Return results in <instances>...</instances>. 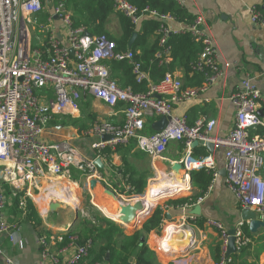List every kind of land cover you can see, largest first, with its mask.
I'll list each match as a JSON object with an SVG mask.
<instances>
[{
	"label": "built area",
	"instance_id": "1",
	"mask_svg": "<svg viewBox=\"0 0 264 264\" xmlns=\"http://www.w3.org/2000/svg\"><path fill=\"white\" fill-rule=\"evenodd\" d=\"M48 1L0 0V237L6 235L18 248L25 245L24 238L16 237L19 225L9 223L5 214L8 203L5 185L13 198L22 193L18 205L24 210L26 198L37 203L35 195L42 192L43 183L50 185L59 178L72 181V168L100 178L95 159L102 158L106 148L113 152L131 140L152 158L160 157L170 141H183L189 152L193 139L212 142L214 149L222 150L225 184L237 203L241 209L253 210L256 218L264 221V94L252 78L244 77L229 96L235 109L234 123L225 135L213 134L214 119L203 118L189 124L185 115L174 112L175 103L197 97L223 76L216 48L204 27V17L196 14L190 23L172 27L169 22L174 19L170 15H158L148 7L139 10L128 0H113L114 10L135 27L147 18L161 21L157 29L159 49L155 53L160 63L170 60L167 45L170 33H190L203 43L193 69L204 72L206 78L200 86L184 87L181 78L172 72H166L157 82L152 81L130 47L117 50L115 41L106 34L94 35L83 25L74 26L64 0H57L49 9L46 22L41 23L39 15ZM54 20L62 27L60 34L53 26ZM250 20L264 27V9L251 7ZM34 30L44 34L42 38L36 37L39 46L45 45L44 51L32 45ZM109 60L126 61L138 82L146 80V91L134 92L130 87H121L111 77L106 64ZM85 95L109 107L119 105L123 113L121 123L96 119L86 129L85 134L94 138L90 142L94 156L90 159L69 140H49L43 136L54 119L78 117ZM161 116L167 117L164 128L145 133L146 121H157ZM104 134L112 137L101 140ZM182 160L186 177L190 170L200 167L211 170L214 177L218 175L214 153L191 161L186 156ZM205 223L219 232L217 264L229 263L228 229L215 219ZM244 223L240 220L233 227L236 249L249 241L243 231ZM38 244L40 264H84L92 240H80L73 233L66 240L62 234L41 235ZM5 260L12 262L9 257Z\"/></svg>",
	"mask_w": 264,
	"mask_h": 264
},
{
	"label": "crops",
	"instance_id": "2",
	"mask_svg": "<svg viewBox=\"0 0 264 264\" xmlns=\"http://www.w3.org/2000/svg\"><path fill=\"white\" fill-rule=\"evenodd\" d=\"M179 2L191 15L195 16L196 14H201L204 17V27L206 33L212 39L213 45L216 48L217 60L223 71V76L219 78L216 82H214L211 86H209L205 92L199 94L197 97H191L188 99H184L178 103H175L174 112L176 114L185 115L187 121L191 124L203 118L214 119L216 121V124L213 130V134L220 136L225 135L232 128L234 123L235 109L229 100V96L240 84L241 80L244 77L252 78L259 91L264 94V27L259 24L253 23L250 20V8L255 6L257 8L264 9V0H180ZM49 9L51 8H48L44 12H48ZM184 23L185 22L173 20L169 22V25L172 27H178L183 25ZM53 26L55 30L60 34L62 30L60 23L57 20H54ZM111 73L113 72L111 71ZM173 73L181 78L184 87H190L195 85L194 81L196 80L197 74L188 73L186 75L180 68L175 69ZM80 105L81 110L83 111L84 108H86V110L89 111L88 114H90V117L92 118L91 122L88 124V128L96 119H106L114 123H121L123 120L122 109L119 105L116 107H109L102 101L90 96H84L81 100ZM56 120L58 121L57 124H49L45 128L43 136L46 139H65L68 137L67 135H70L69 131L71 130V128H74L73 125L67 123L69 117L56 118ZM149 120L152 119H148L147 121ZM147 121L146 123H148ZM59 125H61V127ZM66 125H69V127H64ZM48 127H54V130L47 131ZM148 131L149 126L148 124H145L144 132L151 133ZM93 139L94 138L92 137L91 141ZM179 142L180 141H176L173 144L178 145ZM86 152L91 158L94 156L93 150L90 147L89 149H87ZM174 153L180 155V158L178 160H182L186 156H188V159L191 161L199 156L196 154H191V149L189 152L187 151V147H185L183 150H178L176 148L174 150ZM208 153L211 152L207 151V154ZM115 155L116 151H113L111 153L112 162H114L115 160ZM142 155L146 156L147 154L143 152ZM100 159L103 166L102 169H106L107 171V167L109 168V166L106 164L103 158ZM214 159L218 175L213 178L211 185L209 186L208 190L203 194V196H199L200 189L195 186H192L191 194L186 196L197 197L196 202L194 204H175L168 206L164 205L165 207H163V212L160 214L164 216L163 219H161V224H159L158 227H161L163 224L166 223V225L161 229L163 233L165 228L170 224L176 225L175 234L181 229L194 231L195 245L191 246L187 251L181 253H172L169 250L165 251L164 247L170 246L168 244V241L165 240V234L162 236H158L157 234H155V230H157L158 228H154L153 231L151 230V233L148 236V241L146 240V244L149 248H154V246H156L158 250H162V254L164 255L163 257L162 255L160 256L158 253H155L157 261L156 264H217L214 257L216 255L215 248L219 239V232L214 227L208 226L205 222L200 228L194 222V219L196 217L190 215L188 212L190 209L193 208L195 204H197V200L199 199L200 201L198 204L201 207V212L199 216L204 217L206 220H218L227 229L234 227L236 223L241 220V207L239 209L234 194L226 186L224 176H221L219 174V171L224 169V159L222 150L214 152ZM155 162H158L157 164H159V161H157L156 158L151 157L149 166L156 169ZM165 177H168L175 182L173 176H164V178ZM158 180L159 178L155 179V182L153 184H150V188L148 184L147 190L144 195H134V199L132 198L133 200L130 202L132 205H134L132 209H134L135 207H142L144 209V213L139 216L136 214V208L134 209L135 213L133 214L134 218L132 219V221L135 219L136 225L138 226L144 219H146V217H149L151 215L155 204L158 203L156 201L161 200H154L155 197L167 195L173 197L175 195H179L180 191H182L181 188H179L178 190L174 189L176 187L175 185H173L174 183H169L170 185L168 184L167 190H165L166 194H164L159 191V189H157ZM59 181L60 180L52 181L50 185L56 188L54 184L58 183ZM109 181L113 184L115 182L114 180L111 181V179H109ZM97 184L98 189L95 186L93 194V203L95 205V201L98 202L108 200V195L101 194L99 190V185L105 184L103 183V179H98ZM107 186L111 189V191H114L115 193V190L112 188V186ZM74 193L75 195L70 192V194L73 195L71 199L78 198V191H74ZM40 195L38 198L43 200L42 196ZM75 196H77V198ZM110 196L113 199V195L111 194ZM7 197L8 203L6 204L4 209L5 214L9 223H17V225H19V231L16 233V237L24 238L25 245L23 248H18L16 245H13L8 240L6 235H1L0 245L2 248V255L0 256V264H40V247L38 244V238L39 236H41V234L44 233V227L50 231L49 237H51L57 234H61V232L70 229L75 224L76 219L72 221L71 216L73 217V215L68 214L67 217L59 220L55 224H52L47 220V214L49 211H47L46 208L43 209L39 206L40 211H38L37 208L36 210L40 215L42 224L36 225L33 220H28L24 213L17 217L13 212L12 202L9 199V196ZM48 198V195H46L45 201H47ZM36 200L38 202V205H40V200ZM68 200L69 197L67 196L66 202L69 203ZM226 200L228 202L234 200V205L237 209V211L235 210V215L233 216L230 222H228L227 220L223 221L218 211V202L224 204ZM151 205H154V207H149ZM113 206L115 205H112L111 215L104 213L100 208L99 210L111 219L115 220L120 218L124 220V216L128 211H125L126 213H121L119 211L120 207L119 209L117 208L116 210H114ZM61 209H63V207ZM61 209H58L56 212H59ZM168 213L170 217L167 216ZM43 214H45L46 216H43ZM51 225H53V227H50ZM123 227L131 228L132 226L130 224L128 225V227ZM142 227L137 229L147 234L148 232H145ZM260 229H258L255 234L259 233ZM133 232L134 231H132V233ZM125 233L131 234V232ZM255 234L254 237L256 238ZM259 238H256V243L252 242V251L255 249V247H257V245L261 247L264 245V243H261L259 241ZM150 242H152L153 245ZM57 244L59 245V243ZM178 245L176 244L175 246ZM5 257H9L12 262L7 263ZM254 258L251 259V257H249L248 262H251L252 260L256 259ZM255 261L257 264H264V250L259 254L258 259Z\"/></svg>",
	"mask_w": 264,
	"mask_h": 264
},
{
	"label": "trees",
	"instance_id": "3",
	"mask_svg": "<svg viewBox=\"0 0 264 264\" xmlns=\"http://www.w3.org/2000/svg\"><path fill=\"white\" fill-rule=\"evenodd\" d=\"M133 5L137 6L139 10L148 7L154 10L158 15H170L174 20L179 22L190 23L194 16L186 11L184 6L178 0H128ZM66 7L71 12V19L74 26L83 25L86 30L94 35L106 34L116 43L117 50H125L128 47V42L134 32L137 33L130 49L133 51L134 57L142 64V70L146 72L152 81H159L166 72H172L180 68L184 74H197L193 86H200L205 80L204 72H195L193 65L203 49V43L195 39L190 33H170L167 40V45L170 47V60L168 63H160V58L156 57L155 53L158 47V32L161 21L156 18L143 19L138 27H135L128 18L123 16L113 8V0H64ZM111 15L116 16L120 35L112 36L107 30V23ZM48 12L43 11L39 15L41 23L46 22ZM39 48L44 51L45 45H40ZM109 66L111 77L121 86L130 87L134 92L146 91V80L138 82L135 75L132 73L130 65L126 61H106ZM86 96V95H85ZM88 97V95H87ZM81 107V105H80ZM73 118H69L68 124L73 125ZM57 120L51 121L49 124H57ZM149 132L153 133L152 128L154 120L147 121ZM66 123V122H65ZM75 123V122H74ZM189 123V122H188ZM191 124V123H189ZM75 126V125H74ZM87 129L84 126H78V129ZM185 143L180 141L178 148L183 150ZM122 150L121 164L115 166L112 164L111 153L112 150L106 148L103 152V159L110 168H114L120 175L122 186H117V193L125 194L127 196L141 195L144 193L147 178L152 175L150 168L144 170L138 169L127 158L129 155L140 154V150L136 147V141L131 140L127 145H121L115 148L116 152ZM132 153V154H131ZM143 153V152H142ZM191 154L199 156L207 155V151L202 146H197L191 149ZM99 173L104 176L102 168L98 167ZM192 186L200 189V197L208 190L211 185L214 175L213 172L206 167L192 169L189 171ZM83 173L71 169V180L79 181ZM5 193L10 191V188L5 185ZM22 193L18 194V197ZM18 197L14 198L18 204ZM197 197H181L173 204H188L192 205L196 202ZM239 209L240 206L237 204ZM154 207L151 205L149 207ZM160 211V210H159ZM157 208H153L150 217L144 222L142 229L148 232L158 226L161 222L160 212ZM25 214L28 220H33L36 225H41V218L36 210L35 204L30 198H26L25 209L21 214ZM159 213V214H158ZM20 214V215H21ZM79 220L84 221V225L80 228L76 225ZM195 223L201 228L206 219L202 216H196ZM161 227H159L155 234L159 235ZM243 231L249 241L240 245L235 252L230 254L231 261L227 264H257L255 260L258 259L259 254L264 250V245L255 247L252 251V242L256 243L254 234L248 229V225L244 223ZM45 233V234H44ZM44 235L49 237L50 231L44 227ZM76 234L80 240L90 238L92 246L89 251V256L84 264H90L94 261H100L103 264H156V255L151 250L145 239H141L146 235L141 230L137 229L131 234H126L122 225H119L113 219L103 215L100 210H97L95 219L84 217L79 211L75 224L67 231L61 232L63 238L66 240L68 234ZM40 237V236H39ZM220 240L218 239L215 251V261H219L220 256ZM108 255V258L106 256ZM253 255V256H252ZM248 257L254 258L248 262Z\"/></svg>",
	"mask_w": 264,
	"mask_h": 264
},
{
	"label": "rangeland",
	"instance_id": "4",
	"mask_svg": "<svg viewBox=\"0 0 264 264\" xmlns=\"http://www.w3.org/2000/svg\"><path fill=\"white\" fill-rule=\"evenodd\" d=\"M56 1L57 0H49L48 2H46L44 4V11L47 10L48 8H51ZM69 11H70V9H69ZM106 27H107L108 32L112 36L117 37V36L120 35V27H119V23H118V20H117L116 16H114V15L110 16ZM43 35H44L43 33H40V32H38L36 30L32 31V39H31L32 45L38 47L39 45H38V41H37L36 37L42 38ZM88 113H89V111L86 110V108H84L83 111L81 110V112H80L78 117L72 119V120H74V121H72L74 128H71V130L69 131L70 135H67L68 137L65 138L66 140H69L71 142V144L77 149V151H79L81 154H83L86 158L90 157L89 154L86 151L90 147V142H91V138L92 137L89 136V135H86L84 133L86 131V129L85 130H84V128L83 129H78V126L86 127L91 122L92 118L90 117V114H88ZM53 130H54V127H48L47 128V131H53ZM174 142H176V141H170L168 143L166 151L160 157L156 158V160L159 161V164H157L158 162H155V168L156 169H154L153 167L149 166L151 157H149L147 155L146 156L142 155L143 154L142 152H140L142 154L138 153V154H133V155L127 156L128 160L134 166H136L138 169L144 170L146 168H150V170L152 172V175L147 178V185H146L144 193L141 194V195H138V196H142V195L145 194V192L147 190V187H148V184H149V188H150V181L152 179H157V178L163 179L164 178L163 174L167 171V169L170 167V165L174 161H176V160H178L180 158V155L174 153V150L176 148L179 150L178 145H174L173 144ZM122 153H123L122 150L119 151V152H116V155L114 156L115 160H114V162H112L113 165L120 166ZM103 172H104V176H102L100 174V176H99L100 178H97V177H94V176H90L89 173L87 175L84 173V176H81L79 181H70L69 180L71 185L73 184L71 182H75L77 184L78 198H77V196H76V198L78 199V203L76 205H70V204L65 203V201H63V199H61V198H58V197H53L52 198L51 197V201H53V200L54 201H61V202H63L64 205H63V209H61L59 212H48L47 220L50 223L55 224L59 220L67 217L68 214L69 215H73L75 207L78 208V211L84 217H89L91 219H95V216L97 214V210H99V208L93 203V194H94V189L95 188L91 189L90 186H89V180H91V179H96L97 181H98V179H100V180L103 179V183H105L106 185L112 186V188L115 190V193L113 191V194H112L113 197L117 198L118 200H120L122 202L121 204H118L119 206L126 205V204L130 203L134 199L133 198L134 195L127 196L125 194L119 195V193L118 194L116 193L117 192L116 191L117 190L116 189L117 186H122L119 173L114 168H110V167L109 168L107 167V171H106V169H104ZM182 173H183V170L181 171V174ZM169 176H171V175H169ZM109 179H111V181L114 180L115 181L114 182L115 185L112 182H110ZM65 180H67V179H65ZM60 182H62V181L60 180L58 183L54 184L56 186V188H59V184H61ZM45 185H46V183H43V186H45ZM46 186L47 187L45 189H43L42 192L45 191L48 188V186H50V185H46ZM68 186L71 189L70 185H68ZM190 186L192 188V184L191 183H190ZM96 188L98 189V184L96 185ZM11 193H12V191L7 192V196H9V199L12 202L13 212L18 217L22 213L23 209L21 207H19V205L17 204V201L11 196ZM190 194H191V191H185L184 192L182 190V191H180V194L179 195H175V197L174 196L172 197L170 195L155 197L154 200H157V199L164 200V201L157 200L156 202H158V203L155 204V208H157L158 211L160 210L159 212L161 214L163 212V207H165L164 205H167V206L168 205H175L174 203L172 204L171 202L172 201H176L181 196L190 195ZM35 197H36V195H35ZM35 200H36V198H35ZM35 205H36V208L38 209V211H40L41 204L38 205V202H37V203H35ZM113 205H115V204H113ZM127 207L129 208V205ZM116 209L117 208L114 207V210H116ZM235 210L237 211V209H236V207L234 205V200H231V202H228L226 200L224 202V204H221V203L218 202V211H219V214L221 215L223 221L227 220L228 222H230L232 220L233 216L235 215ZM110 211H111V209H110ZM100 212L103 215H105L102 211H100ZM44 215L45 214H43V216ZM163 216L164 215H160V218L163 219ZM149 217H147V219ZM71 218H72V216H71ZM147 219L142 221L139 224V226L137 225L138 227H136V228H141L143 223ZM128 221L131 222L132 221V217H130V219ZM76 225H79L78 227L80 228L82 225H84V221L83 220H79ZM158 226H156L155 228L156 229L159 228ZM50 227H53V225H51ZM123 228H124V231L128 232V233H130V232L132 233V231L134 230L133 228H129V227L128 228L123 227ZM153 230H154V228L152 229V231ZM150 233H151V230L148 231V233L144 237H142L141 239L142 240L145 239V240L148 241V236H149ZM162 235H163V231H161V233L158 236H162ZM255 236H256L257 239L260 237L259 241L261 243H264V227L261 228L260 232L255 234ZM170 238L171 237L166 238V239L170 240ZM150 243L152 244V242H150ZM151 249L156 251L155 253H158L160 256L161 255H162V257L164 256L162 254L163 253L162 250H160V249L158 250V248H156V246H154V248L152 247ZM247 259H249V257Z\"/></svg>",
	"mask_w": 264,
	"mask_h": 264
},
{
	"label": "water",
	"instance_id": "5",
	"mask_svg": "<svg viewBox=\"0 0 264 264\" xmlns=\"http://www.w3.org/2000/svg\"><path fill=\"white\" fill-rule=\"evenodd\" d=\"M137 33L134 32L128 42V47H130L136 37ZM70 52L73 53V51L70 49ZM167 123V117L165 116H161L157 121H155L152 125L153 129L155 131L161 130L164 128V126ZM61 127V125H59ZM58 126V127H59ZM64 127H69V125H66ZM112 136L108 135V134H104L101 136V140H108L110 139ZM197 146H204L206 148V150L208 152L214 153L215 151H218V149H214V145L212 142L210 141H203V140H198V139H193L190 143H189V148L193 149ZM95 163L97 164V166L99 168H103L102 163H101V159L100 158H96L95 159ZM184 167V163L183 160H176L174 161L171 165L170 168L163 174L164 176H173L177 182H183L184 180H187L188 183V190L187 191H192L191 186L189 185L191 183V179H190V175H188V177L185 176L184 172L181 174V171L183 170ZM225 168L219 171V174L221 176H225ZM97 185V180L96 179H91L89 180V186L91 189L95 188V186ZM99 190L101 194H113V191H111V189L106 185V184H100L99 185ZM181 196V197H185ZM175 197V196H174ZM179 197V198H181ZM171 198V197H170ZM178 198V199H179ZM63 202L60 201H51L48 203L46 210L49 212H56L58 209H61L63 207ZM127 209V205H122L119 209V211L121 213H124ZM189 214L196 217L200 215L201 212V207L200 205L197 203L193 206L192 209H190ZM77 214H78V208L75 207L74 209V213H73V217H72V221H74L77 218ZM168 217H170L169 213L167 214ZM110 218V217H109ZM240 218L241 220H243L247 225H248V229L251 233H256L258 231L259 228H263L264 227V221L263 220H259L256 218V214L253 210L250 209H244L242 208L240 210ZM147 219V217H146ZM114 220V219H113ZM145 220V219H144ZM143 220V221H144ZM114 221H116L119 225L122 226H127L131 224V228H133L135 230H137V225H136V220L134 219L132 222L129 221H125L123 219H115ZM229 236H228V242H227V250L228 253L231 254L233 252L236 251V246H235V229L229 228L227 230ZM186 234V238L184 239V241H182V244L178 245V246H165L164 250L165 251H171L172 253H181V252H185L187 251L191 246L195 245V241H194V236L195 233L194 231H189L186 230L185 231ZM185 234L183 231H179L175 234V236L178 239H182L185 237ZM106 258H108V255L106 256ZM129 264V263H128Z\"/></svg>",
	"mask_w": 264,
	"mask_h": 264
},
{
	"label": "bare ground",
	"instance_id": "6",
	"mask_svg": "<svg viewBox=\"0 0 264 264\" xmlns=\"http://www.w3.org/2000/svg\"><path fill=\"white\" fill-rule=\"evenodd\" d=\"M59 179H61V181L62 182H60L61 184H59V188H55L54 186H52V185H50V186H48V188L45 190V191H43L42 193H39V194H37L36 195V199H38V200H40V203H41V207L43 208V209H45L46 208V206H47V203L49 202V199H51V197L53 198V197H61V199H63L64 201H65V203H68V202H66V199H67V196L69 197V203L68 204H70V205H76L77 203H78V199H71V197H73V195L72 194H70V192L71 193H73L74 195H75V193H74V191H77L78 189H77V184L75 183V182H71V183H73L72 185L70 184V182L69 181H67V180H62V178H59ZM175 179V178H174ZM155 182V179H152L151 181H150V184H153ZM175 182H176V184H175ZM175 182L173 181V180H171L170 178H168V177H165L164 179H160L159 178V180H158V185H157V189H159V191H161L162 193H165L166 194V191L165 190H167V185L170 183V184H173V185H175L176 187L174 188V189H176V190H178L179 188H181L182 190H184V191H187L188 190V183H187V180L185 181H183V182H177L176 181V179H175ZM169 184V185H170ZM68 185H70V187H71V189L69 188V186ZM47 186L45 185L44 186V188L43 189H45ZM69 188V189H68ZM42 189V190H43ZM68 189V190H67ZM165 191V192H164ZM175 191V190H174ZM173 192V191H172ZM176 192V191H175ZM41 194V195H40ZM39 195L40 196H42V199L44 200H41V199H39L38 197H39ZM46 195H48V200L47 201H45V196ZM67 195V196H66ZM108 195V200L107 201H105V200H103V201H95L96 202V205H97V207L98 208H100L104 213H106V214H109V215H111V212L112 211H110V209L112 208V205L113 204H115V206H113V207H116V208H118L119 209V207H121V206H119L118 204H121L122 202L120 201V200H118L117 198H115V197H113V199L111 198V194H107ZM76 197V196H75ZM169 198V197H168ZM162 200V199H161ZM126 205H129V208L127 207V209H126V211H128L127 213L126 212H124V213H126L125 214V221H128L129 219H130V217H132V219L134 218V213H135V211H136V214L139 216V215H142L143 213H144V209L142 208V207H135L134 209H135V211H134V209H132L133 208V206L134 205H132L131 203H129V204H126ZM129 209V210H128ZM121 216V215H120ZM166 225V223L165 224H163L162 226H161V229L164 227ZM175 230H176V225L175 224H170V225H168L166 228H165V230H164V233H163V235L165 234V240H167L166 238H169V237H171L170 238V240H167L168 241V244L171 246V247H174L176 244L178 245V244H181L182 243V241H183V239H185V238H182V239H178L176 236H175ZM187 229H181L180 231H183L184 232V234H185V231H186ZM169 234V235H168Z\"/></svg>",
	"mask_w": 264,
	"mask_h": 264
}]
</instances>
